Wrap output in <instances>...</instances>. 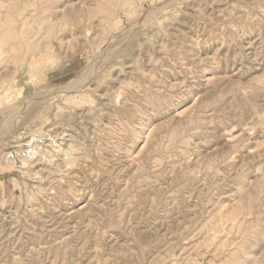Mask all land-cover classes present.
I'll use <instances>...</instances> for the list:
<instances>
[{
  "label": "rangeland",
  "instance_id": "rangeland-1",
  "mask_svg": "<svg viewBox=\"0 0 264 264\" xmlns=\"http://www.w3.org/2000/svg\"><path fill=\"white\" fill-rule=\"evenodd\" d=\"M0 264H264V0H0Z\"/></svg>",
  "mask_w": 264,
  "mask_h": 264
},
{
  "label": "bare ground",
  "instance_id": "bare-ground-1",
  "mask_svg": "<svg viewBox=\"0 0 264 264\" xmlns=\"http://www.w3.org/2000/svg\"><path fill=\"white\" fill-rule=\"evenodd\" d=\"M114 6V5H113ZM63 7V6H62ZM104 7V6H103ZM4 8V7H3ZM101 9V8H100ZM82 10V9H81ZM35 11V10H34ZM10 14V13H9ZM23 19V18H22ZM15 24H17V23H15ZM25 25V24H24ZM21 26H23V25H21ZM21 29H22V27H21ZM32 29V28H31ZM21 33V32H20ZM10 34V33H9ZM11 39V38H10ZM9 41V40H8ZM10 44V43H9ZM15 44V43H14ZM103 57V56H102ZM79 72V71H78Z\"/></svg>",
  "mask_w": 264,
  "mask_h": 264
}]
</instances>
